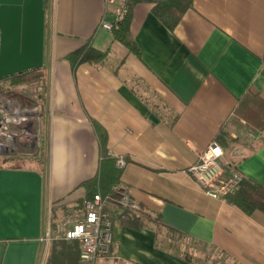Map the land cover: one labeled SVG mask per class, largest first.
Segmentation results:
<instances>
[{"label": "crops", "instance_id": "obj_1", "mask_svg": "<svg viewBox=\"0 0 264 264\" xmlns=\"http://www.w3.org/2000/svg\"><path fill=\"white\" fill-rule=\"evenodd\" d=\"M45 14L43 80L29 93L42 96L45 149L31 157L44 167L0 165V264H78V242L50 227L49 202H83L103 150L120 172L113 190L140 208H106L113 256L206 264L201 246L223 264H264V213L205 195L188 172L215 141L225 174L264 190V0H193L173 29L134 3V51L102 27L113 23L105 0H45ZM87 42L106 58L73 67L67 56ZM163 230L181 235L178 246Z\"/></svg>", "mask_w": 264, "mask_h": 264}, {"label": "built area", "instance_id": "obj_2", "mask_svg": "<svg viewBox=\"0 0 264 264\" xmlns=\"http://www.w3.org/2000/svg\"><path fill=\"white\" fill-rule=\"evenodd\" d=\"M128 0H105L106 10L113 16V23L103 22V28L111 31L113 24L122 21L127 13ZM24 86H14V90ZM39 104L23 106L11 96L0 92V151L17 150L14 140L17 138L37 140L38 129L35 121L38 119ZM33 127V128H32ZM25 155V154H24ZM223 155L220 145L212 141L197 160L188 168L193 180L200 186L203 193L211 198H226L238 186L241 177L237 174H225L221 161ZM117 168L125 166L123 157L116 158ZM108 206H115L123 210L136 212L138 206L130 199L127 192L115 188L112 193L102 197L94 194L85 199L80 208H74L56 225L58 236L65 240L78 242V264H131L120 260L111 253L113 239V222L106 211ZM51 227V226H50ZM211 257L220 252L209 248ZM201 257L209 264L204 256ZM211 264V263H210Z\"/></svg>", "mask_w": 264, "mask_h": 264}, {"label": "trees", "instance_id": "obj_3", "mask_svg": "<svg viewBox=\"0 0 264 264\" xmlns=\"http://www.w3.org/2000/svg\"><path fill=\"white\" fill-rule=\"evenodd\" d=\"M146 2L152 4L153 13L169 28L173 29L180 21L182 15L187 9L192 6L193 0H128L127 1V13L125 18L113 24L112 31L114 37L121 41L130 51L135 50V45L128 39L127 29L129 24V16L131 7L134 3ZM107 52L95 49L88 42L81 48L71 52L67 59L75 67L81 63L97 64L102 62L106 58ZM43 80L42 67L39 69L30 70L18 75H13L8 78L0 80V84L3 81H8L12 85H19L21 83H37ZM25 147V146H24ZM113 158L106 155L103 150L101 153V161L99 165L98 175L90 180H87L83 184H90L92 191L87 195L86 199L91 198L94 194H100L102 197L112 193L113 186L118 182L119 170L114 166ZM226 199L239 207L246 214H251L254 210H260L264 213V190L256 183L242 178L237 188L227 195ZM82 202V201H80ZM139 207L136 212L130 210H122L126 215L136 217L139 214ZM135 220V219H134ZM113 222V220H112ZM175 234L176 238L169 243H175L181 241V235L171 230H166ZM206 249L205 247H202Z\"/></svg>", "mask_w": 264, "mask_h": 264}, {"label": "water", "instance_id": "obj_4", "mask_svg": "<svg viewBox=\"0 0 264 264\" xmlns=\"http://www.w3.org/2000/svg\"><path fill=\"white\" fill-rule=\"evenodd\" d=\"M45 0H0V80L43 66Z\"/></svg>", "mask_w": 264, "mask_h": 264}, {"label": "rangeland", "instance_id": "obj_5", "mask_svg": "<svg viewBox=\"0 0 264 264\" xmlns=\"http://www.w3.org/2000/svg\"><path fill=\"white\" fill-rule=\"evenodd\" d=\"M49 23L48 19L46 17L45 14V18H44V32H45V27L46 24ZM44 53V52H43ZM34 83H21L19 85L24 86L23 89H19V90H14L13 87L14 85L10 84V82L8 81H3L0 84V92L2 94H4L5 96H11L13 98H15L17 100L18 103H20L23 106H30L33 105L35 99L38 101L41 100V98H39V94L37 92L35 93V96H37V98L31 97L29 95L30 92H32L34 90ZM17 86V85H15ZM41 127V128H40ZM39 127L38 130V140H37V144L36 141L34 139H25V138H17L14 140L13 143H15V145L17 146V150L13 151L12 149H7L5 151H0V165H12V166H20V165H33V166H37V167H41V165H43L44 167V163H40V157H31L32 155H34L36 152H38L40 155L43 156V152L45 147L42 146L43 144V140H44V136H43V132L45 130H43L44 128V124H42ZM33 128V127H32ZM43 130V131H42ZM25 146V147H24ZM25 154V155H24ZM27 156H30V158H28ZM39 156V155H38ZM50 199V198H49ZM82 201L81 199L79 201H77L75 204L69 205L67 203H61V204H57V202H52L50 200V205L52 206L50 211H49V216H50V225L52 227V225H57L60 224L62 222V220H64L65 215L67 214V212H70L71 210H73L74 208H80L82 205ZM56 205V206H53ZM59 212V214H58ZM152 221L158 225L157 220L155 217H151ZM163 235H165L166 237H172V239H175L176 236L174 233L163 230ZM174 241V240H171ZM175 242H179L177 239ZM180 244V243H178ZM195 249H197V251L199 252L200 256H204L206 259L209 257V259L207 260L210 263H213V261L215 260V262L213 264H223L220 262H218L217 258L221 259V256H214L215 259L213 260V258L210 256L211 255V250L210 249H204L201 246L195 247Z\"/></svg>", "mask_w": 264, "mask_h": 264}]
</instances>
